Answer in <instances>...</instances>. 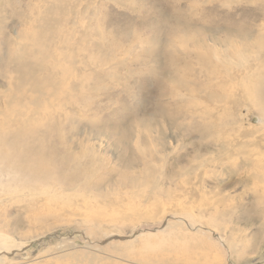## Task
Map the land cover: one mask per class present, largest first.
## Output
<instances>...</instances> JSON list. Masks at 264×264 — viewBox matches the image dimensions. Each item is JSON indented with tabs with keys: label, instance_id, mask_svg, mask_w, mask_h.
<instances>
[{
	"label": "rangeland",
	"instance_id": "1",
	"mask_svg": "<svg viewBox=\"0 0 264 264\" xmlns=\"http://www.w3.org/2000/svg\"><path fill=\"white\" fill-rule=\"evenodd\" d=\"M39 1L0 0V119L7 108L1 98L8 88L7 76L16 71L12 57L16 39L28 28ZM58 1L73 18L62 25L70 37L66 35L68 40L60 41L59 47L51 43L50 54H57L58 62L71 72L94 64L92 75L84 73L86 91L76 98L82 111L73 118L72 127L64 126L65 146L73 159H95L109 168L100 171L89 188L64 192L53 203L56 208L40 213H34L31 198L4 202L15 186L0 182V241L5 248L0 250V264H159L161 257H173L174 252L162 249L174 244L199 252L209 264H264L262 205L250 202L244 193L258 187L242 188L237 183L244 176L243 170L238 171L240 158L228 161L227 166L215 164L214 149L219 143L198 132L211 126L213 116L218 115L207 96L215 92L211 81L219 84L228 79L225 74L233 72L231 58L220 60V65L228 62V68L212 70V65H199L196 54L188 52L196 51L192 41H201L205 52L210 47L220 49L213 42L214 35H222L227 27L257 29L264 20V1ZM186 35L194 39L187 41ZM154 39L160 45L155 46ZM257 49L247 60L259 54ZM98 70L103 78L98 77ZM182 78L204 89L192 97L188 89L180 91L181 98L170 94L175 81ZM257 105L242 103L220 117L230 122L228 130L239 125L250 130L253 138L264 139V114ZM141 122L155 126L153 138H137ZM175 125L181 127L175 129ZM124 132L132 138L120 144L118 137ZM49 139L53 142V137ZM150 141L158 144L154 143L160 152L152 161ZM56 143L63 153V146ZM246 168L259 171L256 164ZM153 174L181 179V186L194 190L185 193L177 183L164 182L155 197L150 194L151 184L145 183L147 175ZM200 174L205 183L199 180ZM139 177L145 184L131 189L129 180ZM171 204L178 206V214L164 217L162 207Z\"/></svg>",
	"mask_w": 264,
	"mask_h": 264
},
{
	"label": "bare ground",
	"instance_id": "2",
	"mask_svg": "<svg viewBox=\"0 0 264 264\" xmlns=\"http://www.w3.org/2000/svg\"><path fill=\"white\" fill-rule=\"evenodd\" d=\"M80 5L82 7V4ZM33 11L34 13L32 12L29 16L30 23L28 28L20 32L17 36L16 47H14L12 54L13 60L16 63V71L12 75L7 76L8 88L1 95L3 104L7 108L4 110L6 113L4 114V118L0 119V182L2 183L1 186L5 185L6 187L10 183L15 186V189L12 188L13 191H11L12 189L8 190V194L6 193V195L10 194V196L8 199H4V202L11 203L10 200L13 198H31L34 201V213L37 211V213H40L47 212L50 210L49 208L55 207L57 198L62 196V194L69 191L73 192V190L78 191L81 187L84 189L89 188L92 179L98 176L100 171H106L109 166L105 165V163L101 164L95 159H89L90 161L84 162L85 160L82 161L75 158V161L68 154L69 148L67 149L65 146L67 139L64 135V126L72 127L73 118L77 113L82 111V108L76 106V98L81 97L78 96L79 93L83 90L85 92V89H87L84 73L88 71L91 72L90 75L94 73L91 67L94 64H85V68L81 69V71L71 72L58 62V57L56 58L57 54H50L51 43L61 46L60 41L64 42V39L68 40L66 35L70 32L66 33L62 25H64V22L67 23L69 18H73V16H68L69 12L66 10V6L58 0H41L34 6ZM193 39L194 37L192 35H186L187 41ZM214 40L213 42H216L220 49L210 47L205 52L201 48V41H192L194 50L196 51L190 50L188 52L196 54L195 58L199 65H212L210 68L212 70L220 69L221 67L228 68L230 64L225 62L223 65H220V60L224 56L231 58L233 72H228L229 74L223 72L225 74L224 78L228 79L219 84H216V81L215 83L211 81L215 92L212 90L211 93H208L207 97L210 96L208 103L210 108L214 109L218 115L213 116L214 121L211 126H204L198 132L206 138H216V142L219 143V146H216L218 148L214 149V152H216L215 164L221 166L226 163L227 166L228 161H234L236 158H240L241 166L238 171L243 170L244 176L242 175L243 177L238 179L237 183L242 188L247 187L248 184H253L255 187L257 185L258 188L253 187L251 192H244L245 198L247 196L250 202L252 200L253 203H260L262 207L259 210L264 215V139L253 138V133L250 130H244L243 126L238 125L228 130L226 126L230 125V122L220 117L242 103L258 104L257 106L262 107L261 110L264 114V20L255 30L247 29L240 25L234 28L227 27L222 35H214ZM154 42L156 43L155 46L160 45L159 40L156 42L154 39ZM255 48H258L259 54L254 56L251 61L247 60V57L254 52ZM55 49H59L61 52L60 48ZM243 58L246 60L244 67L242 66L243 62H245V60L242 61ZM98 71H100L98 77L103 78L102 70ZM111 74L113 75V72ZM193 85V82L188 83L187 80L182 78L175 81L170 94L181 98L180 91L188 89V95L192 97L191 95L204 89L202 84ZM68 87L70 89L69 91L67 90ZM162 87L165 90V86L163 85ZM166 89H169V85L166 86ZM71 92L75 94L73 95ZM258 102L261 103L259 104ZM180 127V125H175V129ZM136 128L135 135H137V138L142 135H150L152 137L151 135L157 133L155 126L142 124V122ZM127 132H124L118 137L120 144H125L130 137L132 138L130 133L128 134ZM69 134L71 135V133ZM48 137H53V142H51V139L48 140ZM69 138L68 141L70 140ZM249 138H252V140ZM56 142L63 146V153L60 150L61 148H58ZM150 143L149 152H151L150 157L152 161L155 155L160 152H158L157 146H155V141H150ZM72 144H75L74 141ZM70 158L71 162L69 160ZM73 161L75 162L72 165L71 163ZM99 163L101 165H98ZM254 164L256 166L258 165L259 171L257 169L254 172L250 169L247 170L246 167ZM147 176L148 179L145 180V183L151 184L152 190L150 194L155 197L158 191H161L164 182L166 185L177 183V186L180 185L181 190L185 193L193 189V187H187L184 184L181 186V183H183L181 179H174L171 176H156L154 174ZM198 178L205 183L203 174H200ZM141 180L140 177L131 178L127 185H130L132 189L140 186L142 182L145 184ZM203 191L205 192L206 189ZM128 192L125 193L129 194ZM228 192L230 193L229 190ZM54 202L55 204H53ZM66 206H69V204ZM176 207L178 206L172 204L169 207H162L161 214L164 217L166 214L174 217L179 212ZM178 218L187 222L185 217ZM255 221L258 222V220ZM193 222L196 223L195 221ZM197 223L199 224V222ZM189 226L192 229L195 227L193 223H189ZM198 226L204 228L202 222ZM133 234L131 233V235ZM1 245L2 242L0 241V250L5 249ZM168 250L174 252L173 257L170 260L161 257L159 264H209L203 262L205 260L204 255L199 254L197 251L195 253L192 249L181 248L178 244L162 249L163 252ZM160 256L165 255L161 254Z\"/></svg>",
	"mask_w": 264,
	"mask_h": 264
}]
</instances>
